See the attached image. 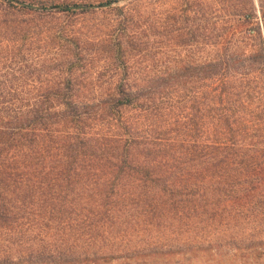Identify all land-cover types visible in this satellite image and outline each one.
Returning <instances> with one entry per match:
<instances>
[{"label":"trees","instance_id":"1","mask_svg":"<svg viewBox=\"0 0 264 264\" xmlns=\"http://www.w3.org/2000/svg\"><path fill=\"white\" fill-rule=\"evenodd\" d=\"M3 1L59 14L62 44L54 79L0 77V264L216 253L219 226L235 249L239 221L259 233L264 0L221 2L215 20L171 0L160 24L145 0L103 35L66 23L121 0Z\"/></svg>","mask_w":264,"mask_h":264},{"label":"rangeland","instance_id":"2","mask_svg":"<svg viewBox=\"0 0 264 264\" xmlns=\"http://www.w3.org/2000/svg\"><path fill=\"white\" fill-rule=\"evenodd\" d=\"M97 3V0H90ZM145 0H142L143 2ZM158 24L162 22L165 14L178 16L180 5L171 0H151ZM208 6L213 20L224 18L227 13L220 10L221 2H233L234 0H196ZM9 2V1H8ZM143 3H135V0H121L107 7H95L91 13L77 16L67 21V25L75 26L83 32H93V35L109 34L114 27L113 13L115 7H139ZM231 13V12H228ZM62 17L57 13H46L37 16H28L18 8L8 6L0 0V77L7 74V79L18 81L44 82L54 79L57 68L59 50L62 39L59 34ZM162 38V37H161ZM163 39V38H162ZM163 52V46L160 49ZM8 55L6 60L4 57ZM223 229V228H222ZM251 229L245 223L235 225L232 232L233 241L240 249H235L224 234H221V226L216 230L211 244L221 245L216 253L199 252L190 254H175L170 257H140L135 259L123 258L116 260H102V264H261L264 257V246L251 247L252 244L262 238L264 226ZM256 232V233H255ZM261 232V233H260ZM254 233V236L251 234ZM132 244H143L139 237L130 238ZM215 240V241H214ZM254 244V245H255ZM256 250V251H254ZM261 253L260 256L258 253Z\"/></svg>","mask_w":264,"mask_h":264}]
</instances>
